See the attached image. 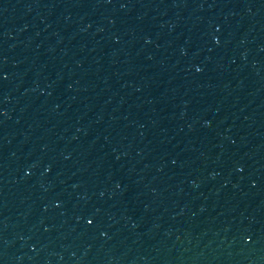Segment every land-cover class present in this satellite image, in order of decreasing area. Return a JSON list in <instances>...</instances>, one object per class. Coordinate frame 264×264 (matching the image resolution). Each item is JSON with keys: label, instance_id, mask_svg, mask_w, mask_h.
<instances>
[{"label": "water", "instance_id": "95a60500", "mask_svg": "<svg viewBox=\"0 0 264 264\" xmlns=\"http://www.w3.org/2000/svg\"><path fill=\"white\" fill-rule=\"evenodd\" d=\"M0 264H264V0H0Z\"/></svg>", "mask_w": 264, "mask_h": 264}]
</instances>
